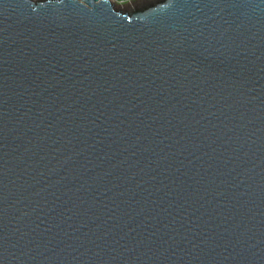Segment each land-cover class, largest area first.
I'll return each instance as SVG.
<instances>
[{"label":"water","instance_id":"obj_1","mask_svg":"<svg viewBox=\"0 0 264 264\" xmlns=\"http://www.w3.org/2000/svg\"><path fill=\"white\" fill-rule=\"evenodd\" d=\"M0 264H264V0H0Z\"/></svg>","mask_w":264,"mask_h":264},{"label":"built area","instance_id":"obj_2","mask_svg":"<svg viewBox=\"0 0 264 264\" xmlns=\"http://www.w3.org/2000/svg\"><path fill=\"white\" fill-rule=\"evenodd\" d=\"M112 2L117 8H122L128 5H131L134 1L137 0H108Z\"/></svg>","mask_w":264,"mask_h":264}]
</instances>
